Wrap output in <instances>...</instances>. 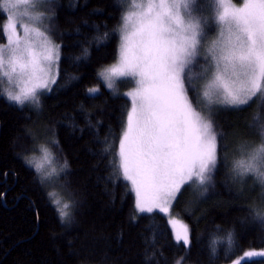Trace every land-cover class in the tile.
<instances>
[{
	"label": "trees",
	"instance_id": "trees-1",
	"mask_svg": "<svg viewBox=\"0 0 264 264\" xmlns=\"http://www.w3.org/2000/svg\"><path fill=\"white\" fill-rule=\"evenodd\" d=\"M124 1L47 2V28L60 45L56 84L39 95V106H19L0 94V264H234L245 251L264 248V227L252 214L264 208L261 186L251 175L232 179L230 169L241 146L260 142L258 97L214 117L226 133L229 161L218 162L207 192L186 185L175 201V214L190 231L187 250L163 213L137 212L130 183L117 178L113 160L131 101L121 85L120 92L106 88L98 73L118 57ZM91 88L99 91L90 95ZM42 144L53 145L58 163L68 164L48 186L26 161ZM51 191L71 202L63 223ZM240 264H264V258Z\"/></svg>",
	"mask_w": 264,
	"mask_h": 264
},
{
	"label": "snow or ice",
	"instance_id": "snow-or-ice-1",
	"mask_svg": "<svg viewBox=\"0 0 264 264\" xmlns=\"http://www.w3.org/2000/svg\"><path fill=\"white\" fill-rule=\"evenodd\" d=\"M47 2L0 0V13L7 20L0 21L4 41L0 44V83L8 85L0 94L20 106L26 102L39 106L38 90L51 91L59 76L60 45L23 22L25 18L43 22L44 13L30 16L18 11L21 4L36 10ZM126 2L130 10L122 11L120 18L118 63L98 73L109 90L114 88L113 77L135 85L124 93L131 98V108L122 121L113 163L117 178L130 181L138 212L158 210L168 215L185 184L207 192L214 186L218 162L229 161L226 133L214 123L212 113L243 110L253 97L264 104V0H240L239 4L206 0L214 6V26L219 28L218 38L212 41L204 31L208 21L195 15L201 10L198 0ZM35 41L40 42L39 53ZM193 66L199 68L195 76ZM98 91L88 89L90 95ZM201 105L207 108V116L198 110ZM259 135L258 144L248 145L247 150L241 146L240 157L233 158L230 169L234 180L253 176L264 200V125ZM52 143L59 146V141ZM38 151L40 155L27 163L41 183L67 170V160L56 167L46 145H39ZM47 195L63 223L70 215L71 202H62L56 191ZM252 214L264 227V208L253 209ZM168 222L176 243L187 250L191 245L188 226L170 216ZM227 240L235 245L233 233H228ZM255 256L264 257V251H248L243 258Z\"/></svg>",
	"mask_w": 264,
	"mask_h": 264
},
{
	"label": "rangeland",
	"instance_id": "rangeland-1",
	"mask_svg": "<svg viewBox=\"0 0 264 264\" xmlns=\"http://www.w3.org/2000/svg\"><path fill=\"white\" fill-rule=\"evenodd\" d=\"M49 1L51 2V0H48V2H49ZM137 2H138V3H145L146 0H137ZM198 2L201 4V10L198 11V12H196L195 15H197V16L201 17L202 19L208 21V25L204 27V31L207 33V35H208V40H209V41L215 40V39L218 38V35H219V28L214 26V21H213V16H214V6H213L212 4H210V3H207L206 0H198ZM233 3L239 4L240 2H235V1L233 0ZM47 5H48V4H46V5H44V6H38V8H37L36 10H33V9H31L28 5H23V4H21V5H20V8H19L18 11H19L20 13L28 12L30 16L37 15L38 12H43V13H44V17H45V18L43 19V22H40V21H33V20H29V19H27V18H25L23 22H24V23H27V24L29 25L30 28H39L41 31H44V32L46 33V35H47V36L53 41V43L58 44V43L54 40V38L51 36V34H50L49 30H48L49 28H47L48 23H49V17H50V13H49L48 10H47ZM129 10H130V6L128 5V3H127L126 0H125V1H124L123 12L126 13V12L129 11ZM4 23H7V20H6V19H5V22H4ZM121 27H122V22H121V24H120V28H121ZM210 28H211L212 30H210ZM119 34H120V33H119ZM41 39H42V38H41ZM33 46H34V48H35V50H36L37 53H39V52L41 51V48H40V42H39V41H35ZM117 63H118V57H117V59H116V61H115L114 63H112V64H110V65L104 67L103 69L100 70L99 73L104 72L105 69H108V68H110V67L116 65ZM41 66H42V67H45V68L47 67L46 63H43V62H42V64H41ZM198 72H199V68L196 67V66H193V75L195 76V74L198 73ZM99 77H100L102 83L104 84V86L106 87V83H107V82L103 79L102 76L99 75ZM126 79L131 80L132 78H126ZM113 83H114V88H113L112 90L118 91V90L120 89V85H121V86L125 89V90L122 92L123 94H124V93H127V92H129V91H132L133 88L135 87L134 84H132V83H128V82H122V79H118V78H116V77H113ZM0 85H1V88H2V89L8 87V85H7V84H4V83H0ZM51 86H52V85H51ZM106 88H107V87H106ZM116 89H117V90H116ZM17 90H18V89H17ZM44 91H46V90H38V96H39V95L41 96V93L44 92ZM118 92H120V91H118ZM189 95L191 96V92L189 93ZM40 96H39V102H40V99H41ZM5 97H6V96H5ZM127 97H128V96H127ZM128 98H129L130 101H131V98H130V97H128ZM253 98H254V97H253ZM253 98L249 101V103L253 100ZM11 102H12V101H11ZM13 103L16 104L15 102H13ZM249 103H248V104H249ZM26 104H29V103L26 102L24 105H26ZM16 105H17V104H16ZM24 105H23V106H24ZM19 106H20V105H19ZM130 108H131V106H130ZM214 108L219 109L220 106H218V105H214ZM129 110H130V109H129ZM198 110H201L202 113H203L205 116L208 115V110H207V108H204L203 105H201V107H200ZM219 112H220V110H218V111H214V112L212 113L211 118L213 119V121H214V117H215ZM42 145H46V144H42ZM46 146H47V147L53 152V154H55L54 149H53V148H54L53 145H51V147H49L48 145H46ZM33 155L39 156L40 153H39V151H37V152H35V153L29 154V155L27 156V158H26V161L29 160ZM54 156H55V155H54ZM55 165H56L57 168L60 167V164H59L58 161L56 160V156H55ZM33 168H34V167H33ZM61 174H62V173H61ZM61 174H60V175H61ZM57 178H58V177H54L51 181H45L44 184L47 185V186H48V185H51L53 181L57 180ZM128 182L130 183V181H128ZM130 185H131V183H130ZM186 185H188V184H185V185L181 188V190H182ZM193 185H194L195 187H197L195 184H193ZM197 188H198V187H197ZM181 190H180V192H181ZM51 192H52V191H51ZM133 193H134V196H135V192H134V191H133ZM178 195H179V194H178ZM178 195H177V197H178ZM177 197H176L175 201L177 200ZM135 199H136V198H135ZM175 201H173L172 204H171L169 214H168V215H166L165 213H163V214L167 217V219H169V216H170L172 219H175V220L179 221L180 223H182V224H186V225H187V223H186V222H185L180 216H178V215L175 214V211H174V204H175ZM62 202H64V201L62 200ZM154 211L159 212L158 210H154ZM154 211H153V212H154ZM137 212H138V211H137ZM138 213H139V214H142V213H140V212H138ZM144 213H147V212H144ZM170 226H171V225H170ZM187 226H188V225H187ZM171 228H172V226H171ZM248 251H256V252H260V251H264V248H259V249H249V250L245 251L244 253H246V252H248ZM244 253H243V255L239 258V261H242V260H246V259H248V258H243V257H244ZM253 258H264V257H261V256H255V257H252V258H250V259H253ZM234 264H235V263H234Z\"/></svg>",
	"mask_w": 264,
	"mask_h": 264
}]
</instances>
